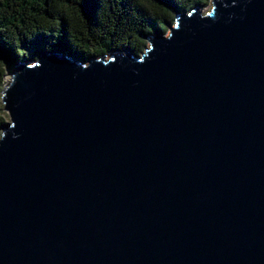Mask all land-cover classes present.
I'll use <instances>...</instances> for the list:
<instances>
[{
  "label": "water",
  "instance_id": "water-1",
  "mask_svg": "<svg viewBox=\"0 0 264 264\" xmlns=\"http://www.w3.org/2000/svg\"><path fill=\"white\" fill-rule=\"evenodd\" d=\"M7 68L0 264H264V0Z\"/></svg>",
  "mask_w": 264,
  "mask_h": 264
},
{
  "label": "trees",
  "instance_id": "trees-1",
  "mask_svg": "<svg viewBox=\"0 0 264 264\" xmlns=\"http://www.w3.org/2000/svg\"><path fill=\"white\" fill-rule=\"evenodd\" d=\"M210 0H0V127L10 65L60 53L81 62L143 52V36L165 33L175 16Z\"/></svg>",
  "mask_w": 264,
  "mask_h": 264
},
{
  "label": "rangeland",
  "instance_id": "rangeland-1",
  "mask_svg": "<svg viewBox=\"0 0 264 264\" xmlns=\"http://www.w3.org/2000/svg\"><path fill=\"white\" fill-rule=\"evenodd\" d=\"M210 5H211V0L208 2L207 5H205V8H204V12L208 11L209 8H210ZM164 34H169V30L167 28V30L165 31ZM149 46L148 42L146 41V44H145V47L143 48V51L145 50V48ZM5 112V111H4ZM5 121H10V116L5 112Z\"/></svg>",
  "mask_w": 264,
  "mask_h": 264
},
{
  "label": "bare ground",
  "instance_id": "bare-ground-1",
  "mask_svg": "<svg viewBox=\"0 0 264 264\" xmlns=\"http://www.w3.org/2000/svg\"><path fill=\"white\" fill-rule=\"evenodd\" d=\"M9 78H5V82H8Z\"/></svg>",
  "mask_w": 264,
  "mask_h": 264
}]
</instances>
